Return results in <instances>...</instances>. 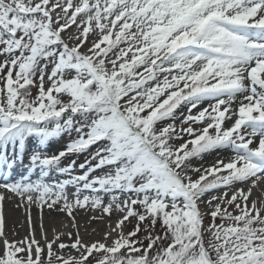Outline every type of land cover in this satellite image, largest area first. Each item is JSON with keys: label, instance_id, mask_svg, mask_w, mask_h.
I'll return each instance as SVG.
<instances>
[{"label": "snow or ice", "instance_id": "1", "mask_svg": "<svg viewBox=\"0 0 264 264\" xmlns=\"http://www.w3.org/2000/svg\"><path fill=\"white\" fill-rule=\"evenodd\" d=\"M0 173V264H264V0H0Z\"/></svg>", "mask_w": 264, "mask_h": 264}, {"label": "bare ground", "instance_id": "2", "mask_svg": "<svg viewBox=\"0 0 264 264\" xmlns=\"http://www.w3.org/2000/svg\"><path fill=\"white\" fill-rule=\"evenodd\" d=\"M18 203L17 200H6L5 201V220H6V234L10 240L12 239H22L24 238L28 232L29 228H27V216L22 208H16L14 205ZM32 219L34 224L36 225V233L37 238H39V222H40V211L39 209L33 205L31 209ZM78 218L81 220V223L84 224L87 217L84 214H79ZM43 222L45 229L48 232L49 238L52 237V229L55 227L59 230L63 229L64 223H69L68 218L63 213H56L51 210L45 209L43 213ZM23 225V226H21ZM88 229L84 231V228L81 229L85 241H91L95 239H100V235L103 230V224L93 222L91 225H85ZM96 228L97 232L92 233L91 229ZM68 230H71L70 228Z\"/></svg>", "mask_w": 264, "mask_h": 264}, {"label": "rangeland", "instance_id": "3", "mask_svg": "<svg viewBox=\"0 0 264 264\" xmlns=\"http://www.w3.org/2000/svg\"><path fill=\"white\" fill-rule=\"evenodd\" d=\"M84 159H85V157L81 156V157L77 160V163L79 164V163L83 162ZM80 214H82V212H81ZM97 214H98V213H97ZM27 228H29L28 225H27ZM129 228H131V225H129ZM126 231H127V229H126ZM65 242H68L66 238H65Z\"/></svg>", "mask_w": 264, "mask_h": 264}]
</instances>
